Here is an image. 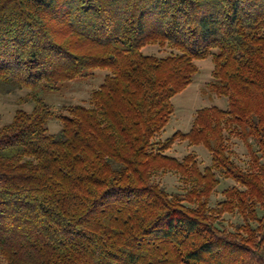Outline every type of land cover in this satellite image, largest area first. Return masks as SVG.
Segmentation results:
<instances>
[{
  "label": "trees",
  "instance_id": "16d2710c",
  "mask_svg": "<svg viewBox=\"0 0 264 264\" xmlns=\"http://www.w3.org/2000/svg\"><path fill=\"white\" fill-rule=\"evenodd\" d=\"M148 44L177 52L145 54ZM209 56L227 109L201 108L188 132L157 140ZM95 69L108 74L89 106L68 107L51 134L36 92ZM0 82L33 93V109L0 128L7 264H264V0H0ZM177 140L204 146L211 165L168 155ZM157 170L180 174L185 194L155 183ZM217 172L235 185L211 207ZM233 212L242 222L230 232L220 218Z\"/></svg>",
  "mask_w": 264,
  "mask_h": 264
},
{
  "label": "rangeland",
  "instance_id": "374dc122",
  "mask_svg": "<svg viewBox=\"0 0 264 264\" xmlns=\"http://www.w3.org/2000/svg\"><path fill=\"white\" fill-rule=\"evenodd\" d=\"M142 51L145 54L160 57L177 52L170 45L160 46L158 44H148ZM195 64L197 72L192 83L172 98L174 112L167 126L156 137L159 141L166 140L177 131L188 132L193 124L196 111L201 108L218 106L227 109L228 107L227 98L218 96L210 87V83L214 80L212 56L196 60ZM107 74L108 71L104 69L89 70L73 80L61 83L56 91L42 90L36 92L51 108L52 116L48 122L51 134L60 132L62 125L57 117L61 114H67L68 107L77 104L89 106L92 92L99 88ZM32 96L33 93L28 88L0 82V128L12 122L18 110L30 112L33 109ZM227 136L233 160L243 169H249L250 154L243 139L230 132H227ZM190 153L197 156L202 169L211 165V154L202 145H191L188 141L177 140L171 149L167 151L168 155L179 160ZM217 176L220 183L210 197L211 207H217L224 200L223 191L235 185L233 180L225 179L219 172H217ZM152 180L171 195L176 193L185 194L189 188L188 183L182 176L172 170H157L153 173ZM220 221L222 227L233 232L236 225L242 222V218L237 212L225 213ZM0 264L7 263L0 258Z\"/></svg>",
  "mask_w": 264,
  "mask_h": 264
}]
</instances>
